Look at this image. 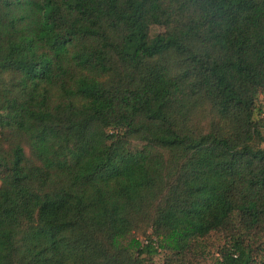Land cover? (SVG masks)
<instances>
[{"label": "trees", "instance_id": "1", "mask_svg": "<svg viewBox=\"0 0 264 264\" xmlns=\"http://www.w3.org/2000/svg\"><path fill=\"white\" fill-rule=\"evenodd\" d=\"M159 252L264 264V0H0V264Z\"/></svg>", "mask_w": 264, "mask_h": 264}, {"label": "rangeland", "instance_id": "2", "mask_svg": "<svg viewBox=\"0 0 264 264\" xmlns=\"http://www.w3.org/2000/svg\"><path fill=\"white\" fill-rule=\"evenodd\" d=\"M160 32V29L157 28V27H151L150 28V31H149V34L150 36H153L155 35L156 33ZM149 232L146 231V234H148ZM134 236L137 237L139 240H142L143 236H141L140 234L138 233H134ZM210 253H208V256L210 257L211 255L214 256V249L210 248L209 249ZM162 261H163V254L162 252H159L158 255H156L154 258H153V264H162ZM206 264H208V262H206Z\"/></svg>", "mask_w": 264, "mask_h": 264}]
</instances>
